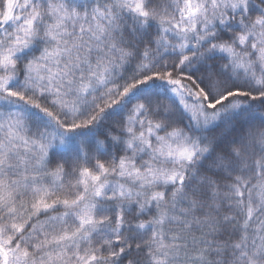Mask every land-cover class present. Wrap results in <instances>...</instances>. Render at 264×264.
Returning a JSON list of instances; mask_svg holds the SVG:
<instances>
[{
	"label": "snow or ice",
	"instance_id": "6c2138e0",
	"mask_svg": "<svg viewBox=\"0 0 264 264\" xmlns=\"http://www.w3.org/2000/svg\"><path fill=\"white\" fill-rule=\"evenodd\" d=\"M0 264H264V0H0Z\"/></svg>",
	"mask_w": 264,
	"mask_h": 264
}]
</instances>
